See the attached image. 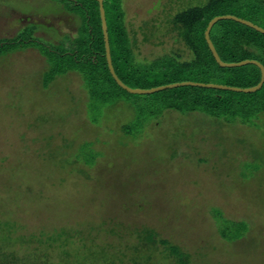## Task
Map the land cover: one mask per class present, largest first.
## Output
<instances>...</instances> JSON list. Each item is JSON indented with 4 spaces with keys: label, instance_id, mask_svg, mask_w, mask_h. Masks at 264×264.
<instances>
[{
    "label": "rangeland",
    "instance_id": "1",
    "mask_svg": "<svg viewBox=\"0 0 264 264\" xmlns=\"http://www.w3.org/2000/svg\"><path fill=\"white\" fill-rule=\"evenodd\" d=\"M123 1L149 9L158 0ZM81 5L76 0H0V47L17 46L0 54V235L26 248L24 239L33 236L74 234L72 261L90 248L128 261L136 246L147 248L136 231L147 227L188 252L192 264H264V165L255 178L237 179L243 162L264 163L256 155L264 154V115L257 128L199 113L186 119L165 115L166 126L160 124V131L153 127L151 139L141 138L124 159L113 142V150H107L112 163L97 167L89 181L79 174L69 179L71 168H57L61 159H75L69 155L75 149L63 147L68 139L79 135L89 140L87 133L97 127L91 124L94 115L86 99L80 98L78 75L49 77L47 53L75 59L83 21L75 9ZM141 53L140 59L150 64L161 51L146 44ZM82 60L92 64L95 54ZM118 108L105 110L99 133L107 134L111 127L119 132L123 119L116 115ZM176 123L186 126V135L195 134L194 149L185 143L187 137L171 134V126H180ZM166 148L177 153L175 160L167 161ZM64 150L66 155L56 154ZM126 164L140 177L128 179ZM113 168L125 170L123 176ZM213 208L231 220L248 222V236L227 244L217 234ZM89 232L97 236L93 244L81 239ZM150 252L159 261L165 255L160 245Z\"/></svg>",
    "mask_w": 264,
    "mask_h": 264
},
{
    "label": "trees",
    "instance_id": "2",
    "mask_svg": "<svg viewBox=\"0 0 264 264\" xmlns=\"http://www.w3.org/2000/svg\"><path fill=\"white\" fill-rule=\"evenodd\" d=\"M76 1L82 4L75 11L83 16V21L75 40L78 44L75 59L67 60L63 55L47 53L51 61V80L67 77L69 73L78 75L83 91V97L80 98L86 99L88 110L94 115L91 124L97 126L91 127L87 133L89 140L74 135L75 139H68L63 145L64 149H75L69 154L74 155V160L61 159L62 157L60 161L55 160L60 162L57 167L59 170L71 168L69 173L72 176L69 179H77L79 174L89 181L96 175L97 167H102L106 161L110 166L113 157L107 150L113 142L122 149L117 153L124 159L131 148L133 149L130 151L134 152L135 147L140 146L141 138L146 142L151 139L148 134H152L153 127L160 131L163 124L166 126L165 115L179 114L186 119L196 117L199 113L203 117L215 118L229 125L241 124L257 128L258 120L264 115V82L258 90L250 92L193 85L166 88L149 94H132L123 89L108 68L98 2ZM103 3L113 68L118 78L127 86L152 89L188 81L250 88L260 82L261 70L254 64L220 66L205 40V30L213 18L226 15L247 20L264 29V0H158L149 9L141 4L130 6L123 0H103ZM90 27L93 28L92 32L89 31ZM209 36L223 62L255 60L264 66V34L254 28L232 19H223L212 26ZM146 44L154 45L161 51L154 55L150 64L139 57L142 56V46ZM16 47L7 46L5 50L0 47V54L4 55L8 50L11 52ZM57 48L62 50L61 45ZM89 52L95 54L92 64H86L82 60ZM115 105L119 107L116 115L123 119L117 126L119 132L114 134L116 129L111 127L107 134L99 133L100 118H105V110H110ZM155 121L158 122L157 125ZM182 127L186 126H171V134L187 137L185 143L194 149L192 144L196 143L197 137L195 134L186 135ZM111 134H114V141L110 138ZM76 147H79L78 150ZM166 151L169 152L167 161L176 159V152L173 153L168 148ZM66 153L65 150L63 153L56 151L57 155L63 156ZM256 155L264 160L263 153ZM261 163L257 160L243 162L237 179L247 182L255 178L257 171L264 165ZM125 166L129 173L128 179L141 175L136 170L130 172V165ZM112 171L117 176H123L122 172L125 170L113 168ZM47 174L50 176L51 171ZM212 211L217 234L227 244L231 245L248 236V222L231 220L216 208ZM136 231L141 243L152 251H158V245L163 247L165 255L162 256V261L155 260L150 249L145 251L147 248L143 246H136L135 254L128 261L90 247L88 252L85 251L86 254L78 255L72 261L74 234H64L65 237L62 234L43 238L33 236L24 239L26 248L14 246L13 239L2 234L0 264H192L188 252L168 239L159 238L155 231L147 227ZM83 236L81 239H87L90 244L97 241V236L90 232ZM84 247L86 248L83 249H88L86 245Z\"/></svg>",
    "mask_w": 264,
    "mask_h": 264
},
{
    "label": "water",
    "instance_id": "3",
    "mask_svg": "<svg viewBox=\"0 0 264 264\" xmlns=\"http://www.w3.org/2000/svg\"><path fill=\"white\" fill-rule=\"evenodd\" d=\"M95 1H97L99 4L101 27H102V33H103V38H104L105 55H106L108 68H109L110 73L112 74L113 78L118 83V85L121 86L126 91H128L129 93H132V94H149V93H153V92H156V91H159L162 89L173 88V87L182 86V85H193V86H203V87H209V88H220V89H227V90H233V91H238V92H250V91L258 90L263 85V82H264V66L260 62L255 61V60H244V61L236 62V63L223 62L221 60L220 56L218 55V53H217V51H216V49H215V47H214V45L210 39L209 33H210L212 26L217 21L223 20V19L235 20L239 23H242V24L247 25L251 28H254L255 30H257L263 34H264V29L253 24L252 22L247 21V20L237 18V17L231 16V15H226V16H217L209 22V24L205 30V40L208 44V47H209L214 59L222 67H236V66H241V65H246V64H254V65L258 66L261 70V79H260V82L256 86L250 87V88H237V87H229V86L218 85V84H204V83H194V82H188L187 81V82L173 83V84H169V85H165V86H159V87L152 88V89H140V88L129 87L126 84H124L118 78V76L116 75V73L114 71L112 60H111L109 36H108V29H107L104 3H103V0H95Z\"/></svg>",
    "mask_w": 264,
    "mask_h": 264
}]
</instances>
